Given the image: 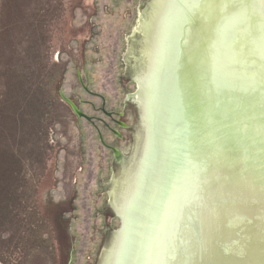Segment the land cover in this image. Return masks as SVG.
I'll use <instances>...</instances> for the list:
<instances>
[{
    "label": "water",
    "instance_id": "obj_1",
    "mask_svg": "<svg viewBox=\"0 0 264 264\" xmlns=\"http://www.w3.org/2000/svg\"><path fill=\"white\" fill-rule=\"evenodd\" d=\"M155 3L142 152L101 264H264V0Z\"/></svg>",
    "mask_w": 264,
    "mask_h": 264
},
{
    "label": "rangeland",
    "instance_id": "obj_2",
    "mask_svg": "<svg viewBox=\"0 0 264 264\" xmlns=\"http://www.w3.org/2000/svg\"><path fill=\"white\" fill-rule=\"evenodd\" d=\"M155 1L0 0V264L103 262L121 227L111 193L137 157L143 113L130 44ZM104 99L127 128L99 110Z\"/></svg>",
    "mask_w": 264,
    "mask_h": 264
},
{
    "label": "flooded vegetation",
    "instance_id": "obj_3",
    "mask_svg": "<svg viewBox=\"0 0 264 264\" xmlns=\"http://www.w3.org/2000/svg\"><path fill=\"white\" fill-rule=\"evenodd\" d=\"M150 22V21H149ZM149 22L148 21H144L143 22V24L141 25V23H140V27H139V32H137L139 35H140V39H141V42L140 43H137V45H134L133 43H131L130 44V55H132L133 57H135V65H134V68H133V75H132V77L130 78V80H129V82L130 83H133V85L134 86H136V88H137V95H138V93H139V88H140V85L138 84V82H137V80H136V78L139 76V74H138V72L139 71H137V68L138 67H140V65L142 66V68H144L143 66H145L146 65V62H145V60L146 59H144V57H143V54H142V50H144L145 49V47H146V43L148 42V37L146 36V38H145V42H143V34H142V31H146V28H147V30H149V32H153V29H154V27L153 26H150V24H149ZM153 22V21H152ZM156 25V24H155ZM165 38V36L163 37V39ZM150 39H152V35H150ZM135 41H137V38H135ZM143 43H144V45H143ZM140 47V50H139V53L137 52V50H138V48ZM142 49V50H141ZM145 52V51H144ZM130 66H132V65H130ZM145 68H146V66H145ZM146 70V69H145ZM143 75H145V73H143ZM141 76H142V69H141ZM144 77V79H146V77L145 76H143ZM85 89H86V91H88L89 92V88L86 86L85 87ZM135 95V94H134ZM70 101H72V100H70ZM73 102V101H72ZM138 102H139V100H138ZM74 103V102H73ZM75 104V103H74ZM140 104V103H139ZM69 106H70V108H71V110L73 111V109H72V107H71V105L70 104H68ZM75 106L78 108V106L75 104ZM142 108V107H141ZM79 109V108H78ZM81 112H83L81 109H79ZM103 114H105L108 118H110L111 120H113V122L115 123V124H117L118 125V127H119V129H124V127L125 128H127L128 127V125L126 124V122H123V117H124V114H119V115H117V116H119L118 118L117 117H115V114L113 113V112H110V111H108L107 109H106V100L104 99L103 100V104H102V107L99 109ZM73 113H74V111H73ZM88 118H90V119H87V118H82V119H85L86 121H88V122H90V123H94L95 121H99V122H103L101 119H96L95 117H92V116H90V115H88L87 113H85V112H83ZM75 114V113H74ZM138 113L136 112V115H135V117H136V119L138 120L137 122H139V123H137V125H135L136 127H135V131H136V137H134L135 139H134V141H132V143H133V148H134V151L133 152H135V150H136V148H137V151H138V153L139 152H142V146H141V137L143 138V136H144V129L142 128V113H140L139 112V115H137ZM76 115V114H75ZM77 116V115H76ZM78 117V116H77ZM79 118V117H78ZM129 127H131V126H129ZM109 129L111 130V132L114 134V136H116L117 138H119V137H121L122 136V134L120 133V131L117 129H114V128H110L109 127ZM131 129V128H130ZM133 129V128H132ZM99 136H100V140L102 141V143L106 146V147H108L109 148V150H111L112 152H113V154H114V157H115V162H116V164H117V166H118V168L120 169V167L122 168V167H126L127 165L129 166V164L133 161L132 159H131V161L129 160L128 161V163L126 162V158L125 159H122V161L120 162L119 160H120V158H123L124 156H123V153L121 152V151H119L117 148H115V147H113V146H107L106 144H105V142H104V139H103V137H102V135H101V132L99 133ZM140 146V147H139ZM137 153V154H138ZM135 161H133V164H135L134 163ZM133 164L131 165V167L133 166ZM116 166V167H117ZM115 167V168H116ZM131 167H127V171H125V174L123 175V176H120L119 174H117V176L119 175V181L121 180V181H123L125 178H127V177H130V178H128V181H131L132 180V176H133V174H132V171L131 172H129L130 171V169H131ZM135 167V166H134ZM116 176V177H117ZM116 177H115V179H114V182L117 180L116 179ZM111 198V197H110ZM113 211V210H112ZM115 212V211H114ZM115 216L118 218V219H120L119 218V216L115 213ZM121 221V220H120Z\"/></svg>",
    "mask_w": 264,
    "mask_h": 264
},
{
    "label": "bare ground",
    "instance_id": "obj_4",
    "mask_svg": "<svg viewBox=\"0 0 264 264\" xmlns=\"http://www.w3.org/2000/svg\"><path fill=\"white\" fill-rule=\"evenodd\" d=\"M161 1H163V0H161ZM141 19H142V18H141ZM140 22H141V20H140ZM143 79H144V78H142V79L140 80V81H141V83H143ZM139 84H140V83H139ZM140 88H141V91H142V90H144V89H143V85H142V84H141ZM141 91H140V92H141ZM119 161L121 162V161H122V158H120V160H119Z\"/></svg>",
    "mask_w": 264,
    "mask_h": 264
}]
</instances>
